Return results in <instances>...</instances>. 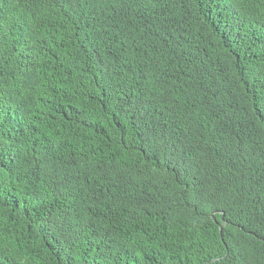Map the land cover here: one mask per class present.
I'll return each instance as SVG.
<instances>
[{
  "label": "trees",
  "instance_id": "trees-1",
  "mask_svg": "<svg viewBox=\"0 0 264 264\" xmlns=\"http://www.w3.org/2000/svg\"><path fill=\"white\" fill-rule=\"evenodd\" d=\"M0 264H264V0H0Z\"/></svg>",
  "mask_w": 264,
  "mask_h": 264
}]
</instances>
